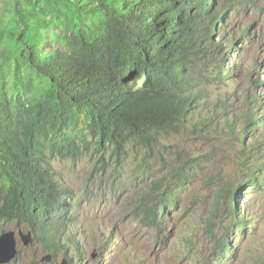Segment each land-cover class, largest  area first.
I'll use <instances>...</instances> for the list:
<instances>
[{
    "label": "trees",
    "instance_id": "trees-1",
    "mask_svg": "<svg viewBox=\"0 0 264 264\" xmlns=\"http://www.w3.org/2000/svg\"><path fill=\"white\" fill-rule=\"evenodd\" d=\"M3 1L0 223L24 227L45 252L68 258L64 243L67 232L78 228L73 214L80 203L55 163L90 156L95 168L89 181L93 174L109 175L114 184L124 169H135L132 160L151 172L158 155L163 166L150 173L155 179L144 186L137 206L143 224L164 230L163 219L180 208L177 192L189 181L188 169L201 170L203 161L180 149L178 160L170 162L160 152L163 142L217 136L221 120L231 136L240 126L249 128L257 114L261 102L255 98L247 99L249 106L242 102L248 120L230 114L223 100V113L219 106L207 117L194 111L202 108L204 90L234 76L224 67L228 32L217 26L219 18L223 22L229 10L254 1ZM238 40L228 45L233 49ZM243 148L239 157L246 162L262 149ZM245 173L246 163L238 180L222 179L218 210L229 193L234 206ZM212 238L226 264V254L234 255L231 243ZM68 243L77 245L74 238Z\"/></svg>",
    "mask_w": 264,
    "mask_h": 264
},
{
    "label": "rangeland",
    "instance_id": "rangeland-1",
    "mask_svg": "<svg viewBox=\"0 0 264 264\" xmlns=\"http://www.w3.org/2000/svg\"><path fill=\"white\" fill-rule=\"evenodd\" d=\"M3 4L4 1L0 0V9L3 8ZM260 7L261 9L248 13L239 9L228 12L225 29L234 28L233 33L239 37V31L247 27L250 28L253 36L248 43L240 46L238 54L224 50L225 65L234 71L237 82L235 78L230 77L225 83L210 86L207 92L204 90L205 98L200 103L202 108L199 111L194 110L197 117L198 115L207 117L210 110L218 106L220 113H223L220 107L221 100L231 105L233 114L240 113L244 109L241 103L244 96L255 93L254 90L246 87L245 80L255 64L262 66V73L259 76L264 81V0L260 1ZM1 15L0 12V17ZM225 29L223 28L222 32ZM215 40L220 41L216 34ZM224 74L226 75L225 71ZM258 95L264 104V86L259 89ZM261 107L260 112L264 116V105ZM242 114H245V111H242ZM219 125L221 127L217 136L206 135L200 139L178 136L177 140L163 142L161 146L160 152L166 156L168 153L170 162L178 160L176 152L180 149L203 161L202 174L194 171L193 168L188 169L191 177L177 194L178 200L181 201L180 209L164 218L166 232L145 226L137 206L145 182L155 179V174L150 173L160 170L163 166L158 155L152 162L151 172L148 173L145 166L142 170L139 169L132 160L135 166V169L131 168L133 172L124 169L123 177L114 184L111 183L114 177L109 175L102 177L100 174H93V180L89 181L90 174L95 168V162L90 156L77 162H56L55 169L74 192L77 204L80 203L79 211L76 213L78 228L67 232L64 243L69 246L68 241L74 238L83 250L81 257H77V253L70 247L69 257L72 262L74 264H180L173 259L174 254H168L170 246L172 245L174 251L184 247L186 229L205 223L220 201L222 179L239 171L240 145L236 142L234 146L232 137L224 128L223 120ZM208 177H214L215 181ZM87 186L90 188L88 189ZM86 190L91 195L88 196ZM250 195L253 196V193L251 192ZM250 195L241 203L240 208L242 212L250 213L253 219L251 233L241 238L237 236L232 240L233 246H237L238 243L241 245L237 249L235 259L232 256L228 264H264V195L253 199ZM229 203V198L224 197L222 219L225 228L229 226L227 215ZM10 231L16 233L18 254L8 264L70 263L63 253L46 260L50 254L43 250L39 242H32L34 239L32 234L24 227L16 228L13 225L0 223V236ZM20 234L24 237L29 235L30 242L27 246L24 245ZM163 240L170 243L159 248L160 244L157 242ZM195 241L199 242V239L196 238Z\"/></svg>",
    "mask_w": 264,
    "mask_h": 264
},
{
    "label": "clouds",
    "instance_id": "clouds-1",
    "mask_svg": "<svg viewBox=\"0 0 264 264\" xmlns=\"http://www.w3.org/2000/svg\"><path fill=\"white\" fill-rule=\"evenodd\" d=\"M253 1H254V4H252L250 6H245L248 8L243 9L240 7L237 9L244 10L246 13H248L250 11L261 9V7H260V1L261 0H253ZM230 11L235 12V10H232V9L229 10L228 12H230ZM228 12L226 13L225 18L223 20L224 23L220 22V18H219V20L217 22L218 27L225 29V23H226V18L228 16ZM225 30L228 32V34H227L228 36H227V41H225L224 50H227L230 53H237L238 54L240 51V46H243L244 44L248 43V40H250V38L253 36L251 31H250V28L247 29V27H244L241 31H239L240 32L239 37H236L235 33H233L234 28L229 27L228 29H225ZM244 32H245V34H244L245 36L241 37V34ZM232 38H234L236 40L239 39L237 41V43L235 44V46L233 47V49H232V46L228 45L229 41ZM230 50H232V52ZM224 67H225V69H230L229 66L225 65V62H224ZM230 70H229V73H230ZM261 71H262V66L255 64L254 69L250 73H248V75L245 77V80L247 83L246 87L251 88L252 90L255 91V93L254 94L250 93V94L245 95L243 100H242V102L247 103L246 101L248 98H250L251 100L254 98L258 99V101L261 103L258 104V106H257V109H256L257 114H256L254 119L249 118V119L253 120L251 122H248L250 125L249 128H247L246 126L242 128V126H240V128L237 129L233 133V135H231V137H232L234 146H235V143L238 142V144L240 145L239 150H241V151L244 150L243 147H246V148L248 147L249 149H251L250 147L255 146V145H260L262 147V149L257 153V155L255 156V158L252 161L246 162V160L241 159L239 157V160H238L239 171H236L235 173L224 177L225 181L227 180V178L235 179V181H236V180H238L240 170L243 169V166H245V163L248 165V173H245L246 175H245V178L243 179V181L236 185L237 188L238 187L239 188L241 187V188H240L239 192H237V195L234 196V199H235L234 206L231 205L232 198H231L230 193L228 194V196L224 195V197L229 198V200H230V203L228 206V213H227L228 218H229V226L225 228L224 220L222 219L223 204H221L222 205L221 210H218L219 203H217L215 205L214 210L212 211L211 216L208 218V220L205 223H203L201 225L198 224L195 227L192 226V227L186 229V234L184 235V241L186 243L184 244L183 248L174 251V250H172V245L170 246V251L168 254H174L173 259H175L180 264H221V261L223 260V257H221L222 253L218 252L219 244L215 242V240L212 238V235L215 237H216V235L217 236H224L225 238H227L226 242L231 243V245H232L231 249H232V252H234V255H231V253L226 254V264H228V260L232 256H234V259H235L237 252H238L237 249L241 245L240 243H238L237 246H233L232 240L236 239L237 236L241 238L242 236H245L247 234L250 235V233H251V225H252L253 219H252L250 213L247 214L246 211L242 212L240 206L242 205L241 203H243L244 201L247 200V196L250 195L251 192L253 193V196L250 195L252 197V199L255 197L259 198V197H262L264 195V116L260 112V110L262 108L261 106L264 104H263L262 98L259 97V95H258L259 89L262 88V86H264V81H262L260 79V76H259L262 73ZM231 72L233 73L234 76H232V75L230 76L228 74L229 78L230 77L235 78L234 71L231 70ZM225 73H226V71H225ZM225 77H227V75H225ZM235 80L237 82V78H235ZM252 81L257 82V87L252 85ZM248 106H249V104H248ZM246 109L247 108L244 107V109L242 110V111H245V114H242V111H241L240 113L237 114V116L242 114L244 119L248 120L249 116H248ZM231 110L232 109H231V105H230V111ZM230 114H233L232 111ZM234 115H236V114H234ZM219 122H221V121H219ZM244 122H246V121H244ZM224 126H225V124H224ZM251 168L255 169L256 172H250L249 170ZM194 171L202 174L201 170H199V171L194 170ZM247 175H248V177L246 178ZM189 176L191 177L190 173H189ZM212 178H213L212 181L213 180L215 181V178L214 177H212ZM148 182H145L144 186H147ZM221 184H222V189H225V184L222 183V181H221ZM241 184H243V186H241ZM184 186L179 187L178 190L180 191L181 189L184 188ZM221 190L219 191V194L222 192ZM177 194H179V192H177ZM224 197L222 198L223 202H224ZM178 210H174V211H178ZM232 211L234 212L233 214H232ZM172 212L173 211H171L170 215L172 214ZM74 216H76V214ZM162 227L164 230H162V228L157 229V230L166 232L167 229L164 228V219H163ZM151 229H153V228H151ZM196 238L199 239V242L195 241ZM169 243H170V241L167 242L164 240L157 242V244H160L159 248H162L166 245L168 246ZM76 244H77L76 246H78V248H76V246L72 247L70 244H69V246H67V245L66 246L69 247V253L71 252L70 247H72V249H74L75 253H77L76 256L81 257V255L83 254V250L79 247L77 241H76ZM206 245H207V247H206ZM49 256L51 257L52 254H50ZM64 257L66 258V256H64ZM67 257H69V254H67ZM66 259H68L72 262V259L70 257L66 258Z\"/></svg>",
    "mask_w": 264,
    "mask_h": 264
},
{
    "label": "water",
    "instance_id": "water-1",
    "mask_svg": "<svg viewBox=\"0 0 264 264\" xmlns=\"http://www.w3.org/2000/svg\"><path fill=\"white\" fill-rule=\"evenodd\" d=\"M23 238L25 246L29 244V235ZM18 254L16 233L14 231L7 232L0 236V264H8L14 260ZM50 256L46 260H50Z\"/></svg>",
    "mask_w": 264,
    "mask_h": 264
}]
</instances>
